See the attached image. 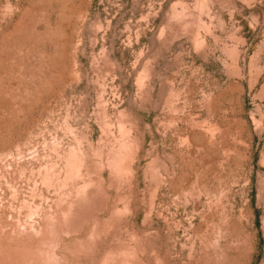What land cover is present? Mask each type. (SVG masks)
<instances>
[{"label": "rangeland", "instance_id": "374dc122", "mask_svg": "<svg viewBox=\"0 0 264 264\" xmlns=\"http://www.w3.org/2000/svg\"><path fill=\"white\" fill-rule=\"evenodd\" d=\"M0 264H264V0H0Z\"/></svg>", "mask_w": 264, "mask_h": 264}]
</instances>
